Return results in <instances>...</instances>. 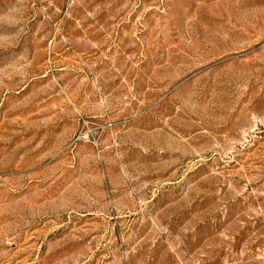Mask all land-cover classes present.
<instances>
[{"label":"rangeland","instance_id":"374dc122","mask_svg":"<svg viewBox=\"0 0 264 264\" xmlns=\"http://www.w3.org/2000/svg\"><path fill=\"white\" fill-rule=\"evenodd\" d=\"M0 264H264V0H0Z\"/></svg>","mask_w":264,"mask_h":264}]
</instances>
